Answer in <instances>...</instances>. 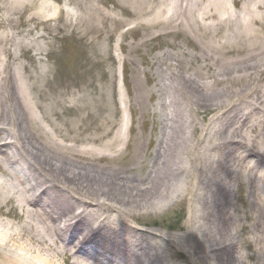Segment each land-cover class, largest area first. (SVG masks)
<instances>
[{"label":"bare ground","instance_id":"obj_1","mask_svg":"<svg viewBox=\"0 0 264 264\" xmlns=\"http://www.w3.org/2000/svg\"><path fill=\"white\" fill-rule=\"evenodd\" d=\"M202 1L168 3L175 4L174 12L168 13V24L175 27L137 42L140 48L184 34L202 69L194 72L189 65H178L179 71L177 63L161 86L156 84L166 94L164 123L159 124L157 112L152 114L159 140L152 130L144 142L143 137L122 138L108 128L96 138L71 140L99 144L113 138L107 147L123 148L109 156L110 164L105 156H91L45 131L42 121L47 118L40 101L47 95L39 90L33 96L23 72L11 63L13 50H29L24 44L0 43V127L14 125L24 149L9 154L11 142L0 136L4 145L0 157H6L0 158L4 176L0 191H6L0 192V200L21 202L23 212V220L18 219L22 231L16 234L13 225L0 222V244L10 240L5 243L10 249L0 250V264H34L25 255L38 264H52L42 255L49 256V251L54 264L59 257H66L65 264L70 260L73 264H237L233 209L239 204L246 211L241 221H252L249 226L236 221L239 229L252 230L264 255V0H214L210 8L195 10ZM8 2L26 24L64 22V10L50 6L48 0L38 5L37 0ZM93 2L86 12L92 24L85 36L98 38L106 24L99 1ZM153 3L136 0L123 10L152 12ZM52 10L56 18L47 15ZM220 30L225 31L223 36ZM147 96L153 100L158 93L151 89ZM142 99L134 86L133 98L127 102L120 98V106L137 113ZM132 119L126 128L131 134L135 133ZM53 130L60 139L59 130ZM131 156L136 157L134 165L112 166ZM189 197L188 212H181L180 221L171 228L180 233L169 234L163 244L140 225L148 224L145 219L151 215L177 209ZM26 230L32 233L26 235ZM206 243L210 245L203 248ZM22 245L29 252L14 249Z\"/></svg>","mask_w":264,"mask_h":264},{"label":"rangeland","instance_id":"obj_2","mask_svg":"<svg viewBox=\"0 0 264 264\" xmlns=\"http://www.w3.org/2000/svg\"><path fill=\"white\" fill-rule=\"evenodd\" d=\"M41 1L37 0V5ZM98 1L99 3L96 4L104 13L106 29L96 38L94 35L85 36L86 29L92 24L86 20V12L90 5H94L93 0H70L63 4L57 0H48L50 6L64 10V22L59 23L52 19V23L45 22L44 25H40V22L39 24L24 23L20 18V12L11 10L8 0H0V34L3 33L4 37L3 42L0 43L24 44L29 50L24 53L13 50L11 63L13 68L16 67L23 72L28 85L33 89V96L37 97L39 90L47 95L40 101L44 105L43 110L47 118V121H42L45 131L61 143L87 151L91 156L94 154L105 156L108 161L110 155L123 148V145H116L114 150L107 147L113 138L108 137L99 144H75L72 142L73 139L96 138L101 135L103 128H108L111 133L122 134V138L125 136L133 140L143 137L144 142H148L152 130L158 141L160 131L153 130L151 123L156 119L152 114L157 112L159 124L164 123L166 111L163 104L166 102V94L156 84L161 86L164 77L172 74V66L177 63L176 68L179 71V67L188 65V69L192 68L194 72L202 69L194 59L191 45L184 34L178 37H164L163 41H152L138 48L137 42L140 39H145L154 32L165 31V27H175L173 24H168L171 19L168 15L174 12L175 4L171 6L167 4L172 3L173 0H154L150 9L155 12L147 13L128 11L126 8L123 10L125 6L131 7L136 0ZM213 1L203 0L194 9L201 11L210 8ZM55 13L54 10L47 11V15L54 18H56ZM157 23L163 26L158 27ZM224 33L223 30L219 31L220 36ZM7 34L8 38H6ZM124 46L127 47L125 50ZM183 52H187V55ZM24 67L26 70H23ZM137 80L140 81L138 84ZM134 86L137 92L143 95L137 113L132 107L131 112V108L120 106V98L126 102L131 96L133 98ZM151 89L158 93L153 100L147 96ZM84 106H88L87 109H83ZM131 117L134 118L132 119L135 131L133 134L126 129ZM146 120L149 124L144 125L143 122ZM54 128L61 133L60 139L56 138ZM18 135L14 125L0 127V136L11 142L9 154L11 151L24 153ZM3 146L0 145V148L2 149ZM1 156H4V153ZM135 162L136 157L131 156L127 161L119 160L112 166L120 168L129 165L130 167ZM0 180L4 181L1 172ZM190 201L189 197L181 205L179 204L177 209L172 208L162 214L151 215L145 219L148 224L140 223V225L149 229L153 237L163 244L169 234L180 233L171 228L180 221L181 212L186 215ZM20 206L19 201L2 204L0 200V212L5 214L3 223L15 225L17 227L16 229L13 227L15 234L19 230L22 231L23 222H18V219L23 220ZM244 211L239 204V207L233 209L234 219L244 222L241 221L245 219ZM184 218L186 219L185 216ZM185 219L181 224L185 223ZM236 221L233 224L235 237L233 251L237 257L236 263L264 264V255L256 247L255 234L247 227L244 230L239 229ZM250 223L252 221L244 222L248 226ZM23 233L30 235L32 232L26 230ZM169 239L173 240L170 237ZM206 245L210 244H203V248ZM51 246L53 247L52 242ZM51 255L53 254L49 255L50 258ZM57 263L63 264L61 257L58 258Z\"/></svg>","mask_w":264,"mask_h":264}]
</instances>
